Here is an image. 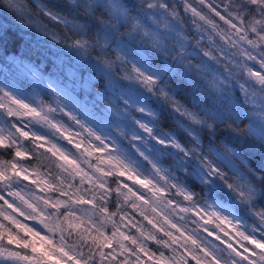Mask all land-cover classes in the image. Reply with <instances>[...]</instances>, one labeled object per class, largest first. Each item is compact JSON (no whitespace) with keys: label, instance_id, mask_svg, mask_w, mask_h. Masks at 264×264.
I'll return each mask as SVG.
<instances>
[{"label":"snow or ice","instance_id":"snow-or-ice-1","mask_svg":"<svg viewBox=\"0 0 264 264\" xmlns=\"http://www.w3.org/2000/svg\"><path fill=\"white\" fill-rule=\"evenodd\" d=\"M0 10V264H264V0Z\"/></svg>","mask_w":264,"mask_h":264},{"label":"trees","instance_id":"trees-1","mask_svg":"<svg viewBox=\"0 0 264 264\" xmlns=\"http://www.w3.org/2000/svg\"><path fill=\"white\" fill-rule=\"evenodd\" d=\"M0 24L8 26L14 32L15 25L18 24V21H14L6 12L0 10ZM28 38L33 39V36H29ZM35 39L43 43L47 38L42 36H36ZM9 47L11 49V45Z\"/></svg>","mask_w":264,"mask_h":264}]
</instances>
